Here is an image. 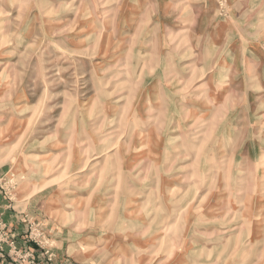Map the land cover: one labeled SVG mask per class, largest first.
<instances>
[{"label": "rangeland", "instance_id": "374dc122", "mask_svg": "<svg viewBox=\"0 0 264 264\" xmlns=\"http://www.w3.org/2000/svg\"><path fill=\"white\" fill-rule=\"evenodd\" d=\"M2 165L87 264H264V0H0Z\"/></svg>", "mask_w": 264, "mask_h": 264}, {"label": "crops", "instance_id": "0c3cea01", "mask_svg": "<svg viewBox=\"0 0 264 264\" xmlns=\"http://www.w3.org/2000/svg\"><path fill=\"white\" fill-rule=\"evenodd\" d=\"M7 165L0 166V223L6 228L13 238V242L19 254L32 255L34 261L40 262L38 250L32 242H28L27 233L30 228L37 227L48 236V246L55 255L56 262L73 261L75 264H87L88 259L87 235L81 227L87 225V220L81 218L71 219L69 211L59 212L55 205H50L45 190L33 191L32 189H20L11 194L4 182L6 180ZM90 247V246H89ZM92 248V247H90ZM6 260H0V264H12L14 260L5 248ZM14 264H28L19 261Z\"/></svg>", "mask_w": 264, "mask_h": 264}, {"label": "built area", "instance_id": "2783aa9c", "mask_svg": "<svg viewBox=\"0 0 264 264\" xmlns=\"http://www.w3.org/2000/svg\"><path fill=\"white\" fill-rule=\"evenodd\" d=\"M5 230H6L5 226L0 223V257L1 258L4 257L3 256L4 255V252H3V249L1 247V244H4L6 242V240H7V235H6V231ZM12 245H13V243L11 241L10 242V246H12Z\"/></svg>", "mask_w": 264, "mask_h": 264}]
</instances>
